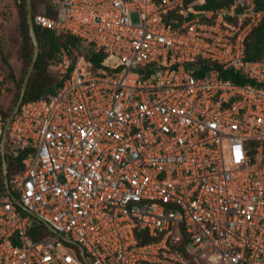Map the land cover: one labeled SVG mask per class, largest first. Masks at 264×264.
Wrapping results in <instances>:
<instances>
[{
    "label": "built area",
    "instance_id": "2783aa9c",
    "mask_svg": "<svg viewBox=\"0 0 264 264\" xmlns=\"http://www.w3.org/2000/svg\"><path fill=\"white\" fill-rule=\"evenodd\" d=\"M205 4L52 0L33 16L75 42L50 99L7 130L0 108V264H264V60L245 48L264 10Z\"/></svg>",
    "mask_w": 264,
    "mask_h": 264
},
{
    "label": "trees",
    "instance_id": "16d2710c",
    "mask_svg": "<svg viewBox=\"0 0 264 264\" xmlns=\"http://www.w3.org/2000/svg\"><path fill=\"white\" fill-rule=\"evenodd\" d=\"M17 5L18 12V28L20 30V36L22 39L21 47H20V57L24 62L26 69L24 71V76L19 83V90H21L25 76L29 70V67L32 63L33 54H34V45L32 43L30 37V29L27 23V9H26V1L25 0H15ZM232 0H206V4L199 9L206 11L212 9H219L224 6H229ZM256 6L259 9L264 10V0H255ZM47 9L45 6L41 8ZM40 13V12H39ZM38 13L35 9V0H33V16H36ZM51 15V12H48ZM35 32L37 34L39 43H40V53L39 58L35 66V71L30 79V83L24 98V103L28 101H34L42 98L50 99L54 94L55 90L53 85L56 83L57 79L54 74L50 70L51 64L54 62L56 58V53L58 51V47L60 45H66L68 43H74L75 41L68 35H63L60 37H56L54 33L50 30L43 29L35 26ZM246 48V56L248 60L251 61H260L264 60V21L261 25L256 28L251 35L246 40L245 44ZM102 61V56H98L93 59L95 66L98 68L100 66V62ZM3 63L9 69L8 78L11 80H15V74L12 65L5 58ZM237 82L239 80L235 79ZM3 82H0V94L4 93L5 90L1 91V86ZM243 83V82H242ZM20 93L15 99L14 107L18 103ZM0 108L3 113V118L6 121L10 114H7L6 111L3 110L1 104ZM0 163H3V157L0 154ZM7 165L9 174L12 173L17 168L21 169L20 163L15 161L12 158L7 157ZM48 232V231H47ZM149 239L144 238L142 240L143 243L149 242ZM182 250V249H181Z\"/></svg>",
    "mask_w": 264,
    "mask_h": 264
},
{
    "label": "rangeland",
    "instance_id": "374dc122",
    "mask_svg": "<svg viewBox=\"0 0 264 264\" xmlns=\"http://www.w3.org/2000/svg\"><path fill=\"white\" fill-rule=\"evenodd\" d=\"M51 9L52 0H35V9L41 13L42 7ZM18 12L15 0H0V77L4 78L1 86L0 104L7 114L14 109L15 99L20 93L21 83L26 66L20 57L22 39L18 28ZM12 65L16 79L8 78L9 69L3 63L4 59ZM52 88H55L53 85ZM75 247V246H74ZM77 248V247H76Z\"/></svg>",
    "mask_w": 264,
    "mask_h": 264
},
{
    "label": "water",
    "instance_id": "95a60500",
    "mask_svg": "<svg viewBox=\"0 0 264 264\" xmlns=\"http://www.w3.org/2000/svg\"><path fill=\"white\" fill-rule=\"evenodd\" d=\"M26 1V9H27V23L30 29V37L32 40V43L34 45V54H33V59H32V63L29 67V70L27 72V75L25 76L21 91H20V96H19V100L18 103L16 104V106L14 107L13 111L11 112L10 116L7 118L6 120V130L9 127L10 123L12 122V120L14 119V117L16 116V114L19 112V109L21 107V105L24 102V98L30 83V79L35 71V66L36 63L38 61L39 58V53H40V43L37 37V34L35 32V25L33 23V0H25ZM5 130V133H6ZM3 144V143H2ZM2 157H3V162H4V169H5V173L7 174V168H6V159H5V149L4 146L2 145ZM7 183V180H6ZM71 244L75 245L76 247H78L81 256L83 257V259H85V252L84 249L80 246H78L75 242H70Z\"/></svg>",
    "mask_w": 264,
    "mask_h": 264
}]
</instances>
